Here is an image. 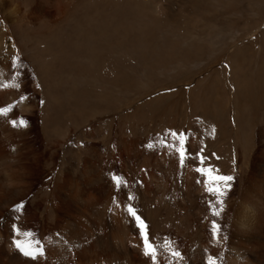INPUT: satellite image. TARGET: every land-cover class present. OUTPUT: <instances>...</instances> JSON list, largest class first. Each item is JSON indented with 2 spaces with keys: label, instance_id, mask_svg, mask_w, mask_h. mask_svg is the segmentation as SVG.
Instances as JSON below:
<instances>
[{
  "label": "rangeland",
  "instance_id": "1",
  "mask_svg": "<svg viewBox=\"0 0 264 264\" xmlns=\"http://www.w3.org/2000/svg\"><path fill=\"white\" fill-rule=\"evenodd\" d=\"M2 62L20 87L0 85V108L16 105L12 119L28 125L18 129L10 115L0 117L16 138L3 144L22 138L32 161L43 162L31 174L33 191L54 175L44 162L53 158L62 182L68 170L78 181L98 179L86 190L111 195L97 207L127 213L131 203L152 239V224L139 211L156 207L142 200L146 194L170 191L165 197L185 214L179 203L194 175L197 193L222 216L206 229L214 233L215 221L225 238L226 203L254 184L264 189V0H0ZM170 132L188 137L191 159L183 165ZM197 168L234 180L219 184L224 195H213L215 185ZM114 175L126 183L117 188ZM30 232L40 243L39 230ZM170 235L183 239L172 230L163 236Z\"/></svg>",
  "mask_w": 264,
  "mask_h": 264
},
{
  "label": "bare ground",
  "instance_id": "2",
  "mask_svg": "<svg viewBox=\"0 0 264 264\" xmlns=\"http://www.w3.org/2000/svg\"><path fill=\"white\" fill-rule=\"evenodd\" d=\"M18 21L20 23L21 20ZM14 30L20 43L24 44L22 30L16 27ZM22 47L24 51L29 49L25 45ZM1 66L0 85H15L16 83L12 84L10 81V72L6 70L7 64ZM13 93L7 94L10 100L18 98V96L15 98ZM24 109L25 107L22 108L23 111ZM10 117L12 119L13 116L10 114ZM6 125V122L0 120V264H153L151 258L143 255L141 231L132 217H129L123 208L109 210L106 207H97L96 201L99 198L107 199L111 194H108L107 190L104 192L86 190L98 180L96 177L85 174L86 178L81 177L78 181L68 170L66 180L62 182L59 177L60 171L56 172L57 161L53 158L47 159L44 162L55 173L50 175L52 176L50 180L44 179V185L39 189L38 186V190L33 191L31 174L41 167V161L38 160L39 163L36 164L32 161L29 155L31 153L26 151L28 150L26 143H20L21 136L17 139L19 142L10 143L12 146L5 148L4 138L8 140L11 137ZM33 157L38 155L34 153ZM194 181L195 176L190 175L188 184L192 190L188 195L184 193L181 202L185 203H179V206L186 210L185 214L177 211L178 203L175 205L165 197L170 191L160 195L153 193L143 196L142 200L147 199L156 206L154 210L152 207L151 210L147 208L139 210L152 224L150 233L155 234L152 239L150 238L157 249L155 264H208L210 257L215 258L217 264H264L263 184L261 186L254 184L252 190L247 187L250 193L239 199L238 204L234 201L226 203L224 208L229 227L225 238H222V233L217 235L209 233L206 229L207 222L217 220L221 213L217 216L211 212V208L205 204L207 196L197 193L198 188ZM260 187L262 191L257 190ZM109 199L111 200V197ZM57 201L64 206L57 207ZM23 203L25 207L17 210V206ZM166 204L169 205L168 208L163 209L162 206ZM169 221H173V225L164 231V225ZM16 227L19 228V234L14 230ZM33 228L39 230L40 235V243L34 246H39L45 251V255L37 260L24 256L14 244L16 239L34 241L33 236L24 235ZM170 229L176 236H183V239L178 240L171 235L163 236L167 231H171ZM211 235L217 236L213 238ZM173 252H179L180 257L173 256Z\"/></svg>",
  "mask_w": 264,
  "mask_h": 264
},
{
  "label": "snow or ice",
  "instance_id": "3",
  "mask_svg": "<svg viewBox=\"0 0 264 264\" xmlns=\"http://www.w3.org/2000/svg\"><path fill=\"white\" fill-rule=\"evenodd\" d=\"M13 86L16 87L17 89L20 87L19 84L3 85V87H13ZM26 98H27L26 96L22 95L20 98L21 102H23ZM15 110H16V105H9L7 107L0 108V117H8L10 115V113H12ZM11 123H12L13 127H27L28 126L27 121L24 120L23 118H20L19 120L12 119ZM169 135L171 137H173L174 139H177L179 141V147L178 148H176L175 145H171V147H173L174 150L178 153L180 164L183 165L186 160L191 159V156H190L188 149H187L188 137L186 134L177 133V132H170ZM161 143H163L165 147L170 146L167 144L166 141H161ZM147 147L153 148L154 145L149 144ZM199 158L201 160V163H203L205 158L202 155ZM197 171L200 172L202 175H206L213 182V184L215 186L208 188L209 193H211L213 195H220V196L224 195V191L219 187V184L222 183L225 187H230V182L234 180V177H232V176L213 175V172L215 170L212 168H209L207 170V172H205V170L203 168H197ZM112 179L115 182V185L117 186V188H120L124 183H126V182L122 181V178L118 175H114L112 177ZM133 199H134V197L128 196L129 201H131ZM220 203L222 204L223 201L221 200ZM22 207H23L22 204L18 205L17 210H19ZM126 211L129 214V216L133 218L136 225L138 226V228L141 231V236H142L143 245H144L143 255L151 258V260L153 261V264H155V262L157 260V249H156L155 245H153L150 242V234H149V230H148V225L146 224L144 219L141 217V215L138 214L137 209L131 203L127 204ZM213 214L218 216L219 212L214 209ZM219 228H220V226L218 224H216L215 221H213V232L217 235L219 233ZM14 230L16 231L17 234H19V228L18 227L14 228ZM24 235L26 237H32L33 234L31 232H25ZM14 244H15V247L21 253H23L24 256L29 257L33 260H37V259H39L45 255V251L41 247L34 246V244L35 245L39 244L38 241L33 242L31 240L25 241V240L16 239V240H14ZM172 255L176 256V257H180L181 254L179 252H173ZM208 264H217V261L215 258L210 257Z\"/></svg>",
  "mask_w": 264,
  "mask_h": 264
}]
</instances>
